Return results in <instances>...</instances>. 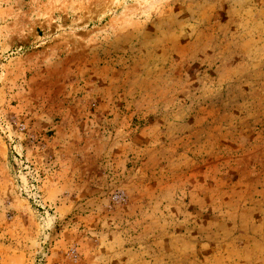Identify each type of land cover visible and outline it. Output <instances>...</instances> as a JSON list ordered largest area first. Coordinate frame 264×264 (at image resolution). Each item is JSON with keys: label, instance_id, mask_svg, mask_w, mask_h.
Wrapping results in <instances>:
<instances>
[{"label": "rangeland", "instance_id": "obj_1", "mask_svg": "<svg viewBox=\"0 0 264 264\" xmlns=\"http://www.w3.org/2000/svg\"><path fill=\"white\" fill-rule=\"evenodd\" d=\"M0 264H264V0H0Z\"/></svg>", "mask_w": 264, "mask_h": 264}]
</instances>
